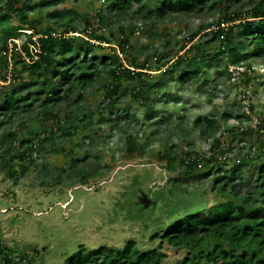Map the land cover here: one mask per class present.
Here are the masks:
<instances>
[{
    "label": "trees",
    "instance_id": "1",
    "mask_svg": "<svg viewBox=\"0 0 264 264\" xmlns=\"http://www.w3.org/2000/svg\"><path fill=\"white\" fill-rule=\"evenodd\" d=\"M103 1L110 3V15L101 9L93 15L80 14L74 8L55 10L49 15L54 26L44 32L36 29L39 24L29 19L30 13L61 0H43L31 6H20L19 0H6L0 5L3 25L0 28L3 84L0 131L12 126L15 120L21 119L24 125L25 116L34 115L32 118L38 123L26 139H20L14 128L0 134V175L4 172L8 179H13L14 164L23 169V164L32 163L33 156L47 145L53 151L58 150L56 142L62 137L73 142L77 137L92 141L100 128L93 131L95 117L93 113H84V103L88 91L98 85L103 91V101L96 109L99 117L102 116L100 124L107 122L113 129L124 125L121 96L136 106H147L155 93L157 76L167 77L166 84L171 86L202 89V92L211 83L206 70L214 66L218 77L228 82V90L230 86L242 87L244 96L248 91H256L249 76L254 72L252 62L264 61V0ZM10 13L18 18L14 25L9 23ZM205 17L212 18L211 23H203L197 31L188 28L183 31L185 37L178 52L165 51L141 60L130 51L131 37L136 34L146 39L164 38L166 47L170 36L159 33L157 26L181 18ZM110 21L117 27H110ZM78 25L83 26L80 31ZM103 28L111 30L108 36L95 33ZM207 30L211 37L202 40L201 35ZM21 38L22 44L17 45L15 41ZM113 46L116 49L107 52ZM176 72L180 75L174 76ZM63 104L65 113L61 110ZM248 108L251 110L250 104ZM249 110L236 116L221 112L199 119L195 127L210 139L208 155L185 152L167 141L168 149L158 153L165 162L161 168L144 159L157 135L152 134L142 142L139 131L127 134L123 157L118 162L123 167H119L105 186H112L119 195L132 193L128 202L138 206L141 212L145 209L137 203L138 195L143 186L148 187L146 195L151 204L146 208L149 212L146 218L152 220L158 212L161 222L159 228V222L156 223L149 240L158 244L146 250L139 248L134 240L118 248L88 249L78 245L73 254L67 253L63 264H165L166 255L161 251L164 245L185 253L176 264H264V116L252 123ZM106 111L108 121L103 114ZM151 118L150 115L148 119ZM125 119L130 120V126L139 125L129 114ZM232 119L238 122L237 126L220 133L223 123ZM86 132L91 134L87 136ZM238 141H244L247 149L244 147L232 156L230 153ZM14 148H18L16 154L12 153ZM67 152L72 154V146L64 149ZM89 156L85 155L81 162L71 161L68 174L76 177L73 182L68 178L71 187L81 188L91 177H104L107 165L98 164L91 173L87 172ZM94 158L99 159L97 155ZM229 165V172L224 173L223 168ZM253 167V173L247 174ZM64 173L59 169L50 175L48 185L58 186ZM173 173L175 176H171ZM39 178L44 181L47 177L40 174ZM210 178V185H205ZM193 181L202 185L187 187ZM33 261L34 256L26 252L16 254L0 237V264Z\"/></svg>",
    "mask_w": 264,
    "mask_h": 264
},
{
    "label": "rangeland",
    "instance_id": "2",
    "mask_svg": "<svg viewBox=\"0 0 264 264\" xmlns=\"http://www.w3.org/2000/svg\"><path fill=\"white\" fill-rule=\"evenodd\" d=\"M19 1L20 6H31L40 4L43 0ZM5 2L6 0H1L0 5ZM109 4L106 2L101 3L100 0H61L58 4H49L43 10L33 11L30 13L29 19L37 20L39 25L36 29L44 32L49 26H54V21L49 15L55 10L61 12L74 8L80 14L93 15L101 9L104 14L110 15ZM10 14L9 23L14 25L17 23L18 18L13 13ZM211 21L212 18L205 17L203 19L181 18L178 22L173 23L164 22L157 26V29L159 33L170 36L168 38L169 44L167 43L166 47L164 44L167 41L164 38L161 40H157L156 37L146 39L143 35L136 34L131 37L130 51L133 56H138L141 60L150 56H158L165 51L178 52L181 41L185 37L183 31L186 28L197 31L200 25L211 23ZM109 23L113 29L117 27L112 24V21ZM125 23L129 25L128 20ZM2 26L0 24V28ZM82 27V25H78V31ZM94 28H96V25ZM60 32L61 30H57V33ZM110 32L109 28L95 31L97 35L104 36H108ZM201 37L202 40H206L211 37V34L207 30L202 33ZM22 41L23 38L17 40V45H21ZM113 47L107 48V52L116 49V46ZM252 66L254 72L249 78L255 84L256 91H248L245 96L242 87L234 86L231 88L230 86V90H228V82L218 77L214 66L206 70L207 78L211 83L202 92V89L193 90L179 85L171 86L166 84L167 77L157 76L155 93L147 106H136L127 97L121 96L120 113L124 117V125L120 126L119 129H113V126L107 122L100 124L99 120L102 116L99 117V112L96 109L103 101L102 86L98 85L96 88L89 90L88 98L84 103V113L94 114L95 120L92 121V124L95 129L93 131L100 128V131L97 132L99 134L96 133L92 141L89 138L82 140L77 137L74 140L75 143L73 139L66 140L62 137L56 142L59 145L58 150L53 151L47 145L33 156L32 163H24L23 169L20 165L14 164L16 175L13 179H8L4 172L1 173V239L11 250L16 251V254L26 252L34 256L32 264H63L67 253L68 255L73 254L78 245H83L88 249L99 247L118 248L125 242L134 240L136 245L143 250L155 247L154 243L158 244V242L150 243L149 238L154 233V228L161 223L158 221L160 216L156 215L158 212L153 214V221L148 220L146 218L149 214L147 209L141 212L138 206L133 205L131 201L128 202L131 199L130 197L133 196L132 193L125 196L119 195L116 193L118 190L115 191L112 186H105L119 170V167H123L118 162L123 157L126 135L139 131V140L142 142L152 134L157 135L151 146L146 150L144 159L146 163L149 161L159 167L165 162H162L158 153H163L168 149L169 144L167 141L179 145L185 152L193 151L208 155L210 139L202 136L195 127L199 119L221 112H227L233 116L241 115L243 111L249 110V104L252 107L249 110L252 123L256 118L259 119L264 116V61L252 62ZM239 69L243 70L244 68ZM18 72L20 73V71ZM22 75L26 76L25 73ZM179 75V72L174 74V76ZM27 80L25 78V81ZM2 85L0 82V99L3 98ZM159 85H163L165 88L161 89ZM121 88H123V85ZM147 109L149 112L146 113ZM61 110L64 111L62 113H65V104L61 106ZM103 114L108 121L109 112L106 111ZM128 114L134 121H138V126L135 124L133 126L128 125L130 120L125 119ZM150 115L152 118L148 119ZM32 117L25 116L23 118L24 125L20 123L21 119L15 120L12 126L4 128L0 131V134L10 132L14 128L17 129L20 139H26L28 132L38 127V123L34 122ZM237 123L234 119L229 123H223L224 128L220 133L226 129L235 128ZM206 127L208 129L209 125ZM87 131L91 130L88 129ZM85 134L89 136L91 133L86 132ZM246 145L244 141L235 142V147L230 155L235 156V153L241 151L244 147L247 149L248 145ZM71 146L72 154L64 153V149L66 150ZM17 151L18 148H14L12 153L16 154ZM87 154L90 155L87 161V172L91 173L98 164L101 167L107 165L108 170L105 171L103 178L91 177L87 180V185L81 188L79 186L71 187L68 184V178L71 179L69 182H73L76 178L72 173L68 174V170L72 167L71 161L79 160L81 162ZM94 155H97L99 159L94 158ZM59 169L65 172L59 185H48V177ZM229 169L230 165L225 166L223 172L228 173ZM22 170H24L23 174H21ZM253 171L254 167L248 169L247 174H251ZM40 174H45L47 178L42 181L39 178ZM171 176H175V173ZM211 180L212 178L207 179L204 182L205 185H210ZM201 185L202 182L199 181L187 183V187L199 188ZM143 188L140 194H148V187L143 186ZM131 189L135 190V187H131ZM118 197H120V200H116ZM154 218H156V222ZM157 222L159 223L156 226ZM161 251L166 255L165 264L179 263L185 257L184 252L174 250L167 245H164ZM35 252L37 253L36 256Z\"/></svg>",
    "mask_w": 264,
    "mask_h": 264
},
{
    "label": "water",
    "instance_id": "3",
    "mask_svg": "<svg viewBox=\"0 0 264 264\" xmlns=\"http://www.w3.org/2000/svg\"><path fill=\"white\" fill-rule=\"evenodd\" d=\"M137 203L140 204L142 208L146 209L151 204V201L146 194L142 193L138 197Z\"/></svg>",
    "mask_w": 264,
    "mask_h": 264
},
{
    "label": "built area",
    "instance_id": "4",
    "mask_svg": "<svg viewBox=\"0 0 264 264\" xmlns=\"http://www.w3.org/2000/svg\"><path fill=\"white\" fill-rule=\"evenodd\" d=\"M101 3H103L104 1L103 0H100ZM16 42V41H15Z\"/></svg>",
    "mask_w": 264,
    "mask_h": 264
}]
</instances>
